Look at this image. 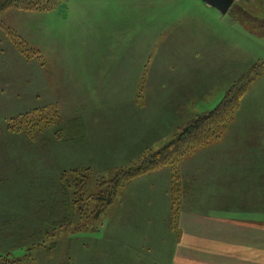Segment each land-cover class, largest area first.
Returning a JSON list of instances; mask_svg holds the SVG:
<instances>
[{"label":"rangeland","instance_id":"374dc122","mask_svg":"<svg viewBox=\"0 0 264 264\" xmlns=\"http://www.w3.org/2000/svg\"><path fill=\"white\" fill-rule=\"evenodd\" d=\"M55 2L0 13V256L81 264L80 254L115 243H170L163 216L130 213L128 198L147 197L137 205L153 212L149 198L164 195L173 217V175L181 182L197 165L214 185L197 188L203 208L260 207L253 181L256 164L264 179V0H235L227 14L202 0ZM250 81L216 138L175 172L166 165L127 181L96 219L118 171L161 151ZM211 162L228 169L205 170ZM228 177L244 180H234L240 191L214 200ZM144 178L155 182L130 185ZM169 178V188H153ZM114 227L123 233L111 234Z\"/></svg>","mask_w":264,"mask_h":264},{"label":"crops","instance_id":"0c3cea01","mask_svg":"<svg viewBox=\"0 0 264 264\" xmlns=\"http://www.w3.org/2000/svg\"><path fill=\"white\" fill-rule=\"evenodd\" d=\"M160 105V102H156L155 104L149 103L147 107H161ZM225 165L224 163L211 162L206 165L205 170L212 168L217 171L227 170L228 166ZM233 165L240 166L237 164ZM256 165L255 171H257V176L253 181V188L255 197L259 198V200H256L260 203V207L257 209H253L247 213H235L231 210L224 213L223 206L217 209L212 208V210L203 208L202 202L206 198L202 201L198 200L202 194H198L197 188L199 186H204L207 189L212 188L214 186L213 180L208 176L199 177L198 172L203 171L199 165L193 166L194 168L189 173L187 168H184L181 183L185 189L182 188L181 206L177 218L173 219L171 216L170 198L167 197L166 199L164 195L149 198L152 202L158 203V208L153 212L150 211L151 209L148 206L142 209L137 205L139 202H144L147 197L128 198L129 206L127 207V211L130 213L138 216L144 210H148L147 213L163 216L167 229L161 230L160 234L169 235L170 243H115L110 245L109 249L102 250L108 253L104 252L98 255L80 254V263L264 264V209L261 207L262 202L260 201V198L264 196V179L260 177L261 174L259 173L263 169V166H260V164ZM243 169L249 168L243 166ZM152 179H139L140 182L137 181L138 179H135L131 181L130 185L144 181L151 182ZM207 179L211 181H207ZM234 180L236 179L229 177L223 182L221 180L224 189L220 191L222 196L212 197L210 195V198L212 197L214 200L216 198L221 202L227 200L228 193L231 192L230 189L232 187H237L238 190L240 188V185H235ZM153 181L155 182V180ZM236 181L240 183L244 180L237 179ZM169 182L170 178L168 179L167 186L160 181L155 184L152 183V186L154 189L156 186L169 188ZM160 203H165L166 205L164 204L159 207ZM196 203H198V206ZM113 205L114 203H112ZM116 209L118 210L119 206ZM120 211H122L121 208ZM123 231V229L114 227L111 230V234L121 235ZM78 251L82 250L79 249Z\"/></svg>","mask_w":264,"mask_h":264},{"label":"trees","instance_id":"16d2710c","mask_svg":"<svg viewBox=\"0 0 264 264\" xmlns=\"http://www.w3.org/2000/svg\"><path fill=\"white\" fill-rule=\"evenodd\" d=\"M51 0H0V13L10 7L24 8L29 10H50L56 7L55 2ZM230 12V11H229ZM253 80V79H252ZM252 81L245 85H234L225 94V98L217 109L209 116L199 120H195L186 126L180 134L175 136L173 141L157 153H151L125 170L118 171L114 181H111V188L106 192H102L101 208L96 212L95 217H99L104 213L107 205H109L124 184L144 173H147L156 168H161L166 165H171L173 171H176V164L183 156L190 154L193 148H198L217 137L219 130L223 128L224 123L234 114V111L239 107L244 95L249 90ZM217 121H220L216 123ZM173 204L174 212L173 219L179 215L181 206V185L177 174L173 175ZM4 257L2 264H23L21 260H12L9 255Z\"/></svg>","mask_w":264,"mask_h":264},{"label":"water","instance_id":"95a60500","mask_svg":"<svg viewBox=\"0 0 264 264\" xmlns=\"http://www.w3.org/2000/svg\"><path fill=\"white\" fill-rule=\"evenodd\" d=\"M207 5L214 7L222 14H227L233 6L235 0H202Z\"/></svg>","mask_w":264,"mask_h":264}]
</instances>
